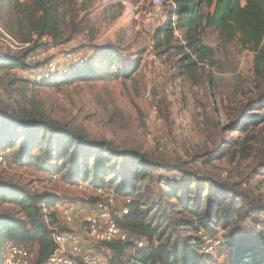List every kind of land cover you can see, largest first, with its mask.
Here are the masks:
<instances>
[{
	"label": "rangeland",
	"instance_id": "374dc122",
	"mask_svg": "<svg viewBox=\"0 0 264 264\" xmlns=\"http://www.w3.org/2000/svg\"><path fill=\"white\" fill-rule=\"evenodd\" d=\"M82 2L67 0L64 18L69 41L53 45L43 39L42 45L27 55L31 44H19V36L26 33V20L13 14L8 5L0 7V63L24 56L28 67L0 70V99L5 108L13 112L23 108L31 115L58 121L86 144L109 143L117 151L164 164L166 170L234 184L251 202L264 204V122L246 130L242 127L247 117L263 112L252 107L259 87L253 74V54L242 49L236 39L225 41L217 30L206 28L201 39L214 51L213 65L186 75L177 57L159 55L153 48V35L171 11L169 2L158 8L151 0H89L86 11L81 9ZM202 12H207L204 6ZM72 17L84 28L81 33L70 35ZM95 47L109 51L95 56ZM78 50L86 53L89 62L99 63L97 74L105 71L111 76L96 79L91 75L69 84L33 83L39 67L50 61L65 67L68 54ZM30 53L39 55L36 66L27 61ZM119 73H129V77ZM0 181L49 194L60 204L95 202L77 185L66 184L60 177L52 183L47 174L28 163L11 161L0 168ZM135 184L144 208L146 201L156 205L165 190L150 179ZM260 223L264 224V214H256L254 221L239 217L224 233L218 228L227 242L216 256L218 263L229 264L232 254L228 247L260 232L256 228ZM64 227L59 219L58 229ZM91 251L103 264L110 263L112 254L104 246L95 245ZM30 254L34 260V253Z\"/></svg>",
	"mask_w": 264,
	"mask_h": 264
},
{
	"label": "trees",
	"instance_id": "16d2710c",
	"mask_svg": "<svg viewBox=\"0 0 264 264\" xmlns=\"http://www.w3.org/2000/svg\"><path fill=\"white\" fill-rule=\"evenodd\" d=\"M168 1L174 9L171 7L166 21L153 35L154 50L159 55L173 54L182 73L192 75L206 65H213L214 51L201 39L206 28L217 30L225 41L236 39L242 49L253 54V74L259 87L252 107L263 111L261 116L247 117L242 127L246 130L248 126L256 127L264 122V0ZM5 4L13 14L26 20V33L19 36V44H31V47L24 55L41 46L39 42L43 39H49L53 45L69 41L70 36H65L64 18L67 0H29L27 3L0 0V7ZM88 6L89 0H83L81 9L86 11ZM203 6L207 9L205 13ZM69 24L70 35L84 30L73 17ZM108 51L95 47V56H103ZM23 58H7L0 63V70L28 69ZM89 61L76 66L63 84L88 79L91 75L96 79L111 76L105 71L97 74L95 69L99 63ZM118 76L127 78L129 73ZM0 154L10 163L34 165L48 176L60 177L66 184L110 189L121 199L130 200L128 214L115 218L126 234V241L100 244L112 254L109 264H208L211 258L203 253L199 231L213 237L218 228L224 233L239 217L254 221L256 214H264V204L251 202L234 184L199 179L177 168L166 170L164 164L140 154L117 151L109 143L86 144L67 125L31 115L23 108L18 112L9 111L1 99ZM168 173L177 174L179 179L167 182L163 191L160 181ZM145 179L162 189L158 203L153 206L146 201V208L135 184ZM52 197L0 181V264L8 243L33 252V264H41L54 253L56 245L52 235L53 228L58 227L59 216L51 211L55 203ZM173 198L177 201L169 202ZM5 206L12 209L5 210ZM261 223L256 226L260 232H252L228 247L232 254L229 264H264V224ZM139 243H142L140 248ZM226 243L223 234L217 256Z\"/></svg>",
	"mask_w": 264,
	"mask_h": 264
},
{
	"label": "built area",
	"instance_id": "2783aa9c",
	"mask_svg": "<svg viewBox=\"0 0 264 264\" xmlns=\"http://www.w3.org/2000/svg\"><path fill=\"white\" fill-rule=\"evenodd\" d=\"M155 7H161L169 2L174 9V5L168 0H151ZM39 55L32 53L27 57L29 64L39 63ZM88 60L86 53L82 50L68 54L67 65L58 66L54 61L45 63L35 71L33 83L42 84L45 82L57 83L65 81L72 73V68L85 63ZM10 164L9 159L0 154V168H6ZM52 183L58 180L57 176H49ZM179 176L175 173L166 174L160 181L163 186L167 182L178 180ZM83 192L95 198L91 204L89 213L82 218L79 207L74 203H63L54 200L51 211L58 214L59 219L65 226V230L53 228V241L56 249L53 254L48 256L41 264H103L99 255L87 250L80 235L71 229V226L82 220L83 229L87 238L96 245L112 242H125L126 234L117 225L115 218L128 214L129 199H121L113 190L105 188H92L87 184L77 185ZM198 236L203 241V253L210 257L208 264H219L217 261V250L222 244V235L217 233L215 236L198 232ZM142 243L138 244L140 248ZM244 263H248L244 260ZM2 264H33L31 254L24 248L8 243L5 247V254Z\"/></svg>",
	"mask_w": 264,
	"mask_h": 264
},
{
	"label": "crops",
	"instance_id": "0c3cea01",
	"mask_svg": "<svg viewBox=\"0 0 264 264\" xmlns=\"http://www.w3.org/2000/svg\"><path fill=\"white\" fill-rule=\"evenodd\" d=\"M53 199H56V198H55V197H52V200H53ZM72 203L76 204V205L79 207V209H80V211H81V216H82V218H84L85 216L88 215V213H89V209H90V207H91V204H88V203H82V201L77 202V203H76V202H72ZM83 226H84V225H83V223H82V220H80V221L75 222V223L71 226V229L74 230V231H76V232L80 235L83 246H84L87 250H91V248H93V246H95L96 244H94L92 241H90V240L87 238V236H86V234H85V232H84ZM64 229H67V228L64 227Z\"/></svg>",
	"mask_w": 264,
	"mask_h": 264
}]
</instances>
